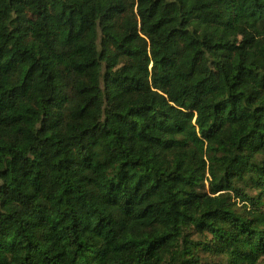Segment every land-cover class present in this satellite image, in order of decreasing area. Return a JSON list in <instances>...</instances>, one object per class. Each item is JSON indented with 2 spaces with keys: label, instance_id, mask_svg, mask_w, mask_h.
Wrapping results in <instances>:
<instances>
[{
  "label": "trees",
  "instance_id": "obj_1",
  "mask_svg": "<svg viewBox=\"0 0 264 264\" xmlns=\"http://www.w3.org/2000/svg\"><path fill=\"white\" fill-rule=\"evenodd\" d=\"M0 264H264V0H0Z\"/></svg>",
  "mask_w": 264,
  "mask_h": 264
}]
</instances>
